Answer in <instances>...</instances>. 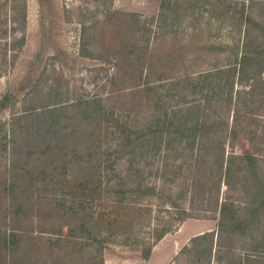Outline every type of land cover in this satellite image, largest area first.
<instances>
[{
    "label": "rangeland",
    "instance_id": "rangeland-1",
    "mask_svg": "<svg viewBox=\"0 0 264 264\" xmlns=\"http://www.w3.org/2000/svg\"><path fill=\"white\" fill-rule=\"evenodd\" d=\"M7 8L0 47L15 38ZM247 27L264 41V0H27L17 34L25 45L0 65V264H214L181 251L200 232L218 231L209 202L230 196L245 205L241 170L219 192L214 150L174 141L141 164L152 193L134 194L139 172L129 175L128 150L150 126L168 139L170 122L227 121L239 127L226 154L256 155L264 175V102L237 96L248 81L234 85L231 101L211 100L226 73L200 76L236 58ZM197 100L201 111L191 116ZM183 209L189 216L179 224ZM251 232L236 233V251L223 259L262 240L264 213Z\"/></svg>",
    "mask_w": 264,
    "mask_h": 264
},
{
    "label": "trees",
    "instance_id": "trees-1",
    "mask_svg": "<svg viewBox=\"0 0 264 264\" xmlns=\"http://www.w3.org/2000/svg\"><path fill=\"white\" fill-rule=\"evenodd\" d=\"M12 3L10 0H5L4 5L0 8L2 11L7 8L5 22L12 24L11 35L13 34V42L9 45L5 44L0 47V65L3 63V58L7 57L8 51H13L12 56H15L16 44L25 45V35H22L17 39V34L21 31L24 23L27 19V0H14ZM254 1V0H253ZM11 2L12 4H8ZM255 3V2H253ZM244 17V16H243ZM247 22L251 21V18L248 16L245 18ZM10 31V30H9ZM8 32V29L3 30L1 35H5ZM4 38V37H3ZM18 40V42H17ZM238 53L236 58L229 60L224 63V65H216L219 68L213 72H207L205 74H200V76L206 80L215 76L218 78L220 74L226 73L225 76L221 78L220 89L213 88L212 94L209 97L211 100L216 94H220L222 99L225 102H229L233 98V91L235 84H243L245 81H248L249 89L240 91L238 93L239 98H250V100L255 102H264V41L259 40L258 36L252 34V31L247 27L245 28L244 37L239 39L238 45L236 46ZM236 51V52H237ZM226 64V66H225ZM255 69V70H254ZM254 72L253 74H251ZM223 88V89H222ZM228 88V89H227ZM225 94V95H224ZM226 96V97H225ZM210 100V99H209ZM99 101V100H98ZM194 103V111L189 108L188 114L195 115V112H200L202 106L200 100ZM200 108V109H199ZM98 111V109H96ZM203 111V110H202ZM192 112V114H191ZM196 116V115H195ZM198 116V115H197ZM117 119V117H116ZM237 121V120H236ZM188 121L185 123L187 124ZM165 123V121H164ZM228 125V126H227ZM125 125H121V127ZM174 126L176 129L173 130ZM238 125L234 123L232 126L225 123L221 125L214 124H204L196 122L194 125L185 126L183 129V124H173V122L165 125V132L168 133V139L164 137V130L153 129V126L147 127L144 130H140L137 139H143L142 142L133 143V148L128 150L130 157L128 158L129 165H127V170L129 175L134 176L132 173L136 174L135 178L138 179L136 189H132L131 192H146L152 193L154 190L153 187H144V178L143 170H141V164L143 165L144 161L148 160L149 155L153 151H159L162 149H171L173 148V142L180 143L179 145L183 146V149L192 151V152H203L205 150H214L216 160L218 162L216 169L217 172H220L214 180L217 191L222 190V185L227 187L232 186L233 177L237 170H241L242 175L241 179L244 180L249 187L250 197L245 201V205L242 209L238 208L228 196L225 200L216 202H209L208 206L205 208L208 212H213L215 215L214 220L217 221V229L213 231H207L199 235L194 236L191 239L192 245L186 246L182 251V255H186L190 252L200 259L201 257H207L208 261L217 263V264H242L244 260L248 262H264V236L261 241L255 243H250V248H242L244 254L237 255L234 252H231V256L228 260H224L222 253L225 249L236 251L235 250V234L242 233L245 234L247 231H252L255 228H258L261 222V215L264 213V175L259 173L257 156L254 154H242L238 155L235 151L231 152L229 156L226 154V144L228 143L229 137H235L238 133ZM186 130V133L183 131ZM202 131V132H201ZM177 135L174 136L172 133ZM159 133V134H158ZM180 139L178 140V136ZM251 137L250 139H252ZM148 144H153L154 147L148 146ZM175 153L179 154V151L176 150ZM146 165V164H144ZM143 165V166H144ZM142 171V173L140 172ZM174 180V177H172ZM172 179H168L172 180ZM246 185V184H245ZM244 188V187H243ZM135 191V192H134ZM214 190L210 193H213ZM118 194H121V191H117ZM126 192H122L124 195ZM209 192H206V196ZM137 196V195H135ZM137 206V205H136ZM181 215H177L176 220L179 224L183 223L185 218L189 216L186 209L181 210ZM241 211L243 214L241 215ZM170 230L168 227L160 229L157 239L160 240L164 237L166 233ZM251 232V233H252ZM217 234V235H216ZM215 236L217 239V247L215 246ZM224 237H228L231 241L229 245H225ZM226 239V238H225ZM256 237L254 234H251V240H255ZM245 247V246H244ZM219 249V250H218ZM215 251V254H213ZM220 252L218 259H216V253ZM145 258H148L151 254V248L144 251ZM253 257V258H252ZM221 261V262H220Z\"/></svg>",
    "mask_w": 264,
    "mask_h": 264
},
{
    "label": "crops",
    "instance_id": "crops-1",
    "mask_svg": "<svg viewBox=\"0 0 264 264\" xmlns=\"http://www.w3.org/2000/svg\"><path fill=\"white\" fill-rule=\"evenodd\" d=\"M201 233H204V231H203V232H200V234H201Z\"/></svg>",
    "mask_w": 264,
    "mask_h": 264
}]
</instances>
